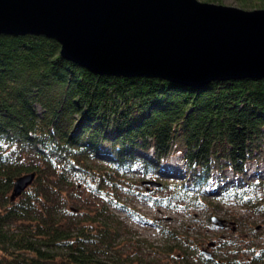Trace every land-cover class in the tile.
<instances>
[{
	"label": "trees",
	"instance_id": "1",
	"mask_svg": "<svg viewBox=\"0 0 264 264\" xmlns=\"http://www.w3.org/2000/svg\"><path fill=\"white\" fill-rule=\"evenodd\" d=\"M60 50L44 36L0 35V264H144L118 251L115 211L142 224L157 221L109 196L107 188L117 186L155 209L221 204L264 215V182L244 171L264 160V79L191 88L99 76L64 60ZM175 156L181 173H164ZM88 161L104 168L91 172ZM225 171L241 180L228 182ZM29 174L33 184L11 202L15 180ZM136 176L161 181L151 189L160 195L136 193ZM83 185L93 208L82 201L68 208L67 194ZM161 229L171 264H264V247L217 261L189 234Z\"/></svg>",
	"mask_w": 264,
	"mask_h": 264
},
{
	"label": "water",
	"instance_id": "2",
	"mask_svg": "<svg viewBox=\"0 0 264 264\" xmlns=\"http://www.w3.org/2000/svg\"><path fill=\"white\" fill-rule=\"evenodd\" d=\"M0 35L56 40L63 58L101 76L158 78L191 88L264 79V11L197 0H0ZM34 180L35 174L17 178L10 201Z\"/></svg>",
	"mask_w": 264,
	"mask_h": 264
},
{
	"label": "rangeland",
	"instance_id": "3",
	"mask_svg": "<svg viewBox=\"0 0 264 264\" xmlns=\"http://www.w3.org/2000/svg\"><path fill=\"white\" fill-rule=\"evenodd\" d=\"M202 4L221 6L227 8L239 9L244 12L264 11V0H197ZM150 156H148L149 158ZM264 159V158H263ZM104 164V163H103ZM102 162L88 161L87 170L97 173L104 168ZM172 168L171 172L164 166L161 170L164 173L174 174L181 173V161L179 156H175L169 160ZM82 174V171L77 170ZM248 180L260 178L264 182V160L260 164L254 162L248 163L244 167ZM140 176V175H138ZM224 176L228 182L240 181V178L234 177L231 171H225ZM217 176L213 175L212 184L208 189L215 192V181ZM139 179V180H138ZM141 178L134 177V191L138 194L159 196L160 193H154L152 186L143 185ZM146 181V180H145ZM152 183H162L156 179H149ZM80 182V180H79ZM147 182V181H146ZM244 182V181H243ZM188 183V182H187ZM74 187L77 186V179L74 181ZM121 184V183H120ZM126 186V185H125ZM71 188L67 194L69 197L68 208L75 209L80 207V202H88L91 208L95 204L93 197L89 191L83 186L78 189ZM108 195L114 199H118L123 204L134 209L148 220H156L157 227L134 222L123 212L115 211L116 216L120 218L122 226V236L117 243L118 251L125 256L138 257L143 259L144 264H171L172 259L166 254V247L171 244L169 239L161 234V227L169 230L177 231L181 237L189 234L192 239H196L201 243L200 251H208L216 260L226 259L238 253V256L244 257L248 248L264 247V215L258 214L250 208L238 205H219V209L214 207H206L203 211L194 209H155L147 200L141 199L135 195H129L126 191L121 190L118 186L111 189L107 188ZM97 203V202H96ZM205 203H208L206 201ZM83 212V210H82ZM212 218L224 221L222 228L212 223ZM203 243H205L203 245ZM214 244V247L208 248ZM219 248V250L217 249ZM216 249L218 253H216ZM165 252V253H164ZM178 255V253H177ZM220 255V256H219Z\"/></svg>",
	"mask_w": 264,
	"mask_h": 264
},
{
	"label": "bare ground",
	"instance_id": "4",
	"mask_svg": "<svg viewBox=\"0 0 264 264\" xmlns=\"http://www.w3.org/2000/svg\"><path fill=\"white\" fill-rule=\"evenodd\" d=\"M61 57H62V56H61ZM62 58H63V57H62ZM63 59L66 60V61H68V62H70V63H73V64L77 65L76 62L74 63V62L69 61V60H67V59H65V58H63ZM98 62H99V61H98ZM98 62L95 63V62L93 61V64H96L95 66H97V65L100 66V65L98 64ZM78 66H80V65H78ZM91 67L93 68V69H92L93 71H94V70H97V69L99 70V68H96V67H95V69H94V66H92V65H91ZM87 70H88V69H87ZM88 71H89V70H88ZM90 72H91V71H90ZM92 73H93V72H92ZM93 74H95V73H93ZM96 75H99V76H100L99 73L96 74ZM183 80H184V79H183ZM195 80H197V79H191V80H189V79H185V81H183V83H184V82H185V83H194V84H195V83H198V80H197V81H195ZM201 81H202V80H201ZM202 82H203V81H202ZM202 82H201V83H202ZM185 83H184V84H185ZM183 86H185V85H183ZM200 86H201V84H200ZM202 86H203V83H202ZM164 167H165V166H164ZM165 168H167L168 171H170V172H171V169H174V168L171 167V165H168V166H166Z\"/></svg>",
	"mask_w": 264,
	"mask_h": 264
}]
</instances>
